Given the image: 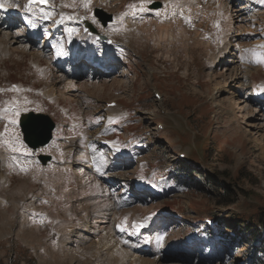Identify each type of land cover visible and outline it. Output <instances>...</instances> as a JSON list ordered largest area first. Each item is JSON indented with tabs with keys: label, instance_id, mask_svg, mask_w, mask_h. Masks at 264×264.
<instances>
[{
	"label": "rangeland",
	"instance_id": "rangeland-1",
	"mask_svg": "<svg viewBox=\"0 0 264 264\" xmlns=\"http://www.w3.org/2000/svg\"><path fill=\"white\" fill-rule=\"evenodd\" d=\"M0 2V264L261 262L264 233L247 226L264 211V64L253 57L264 53V0H51L67 26L52 33L33 10L34 36L25 16L6 15L25 0ZM97 7L113 15L106 26ZM84 29L99 40L75 55L104 57V71L70 58ZM99 35L112 39L107 56ZM241 97L255 134L237 120ZM17 111L53 119L48 145L26 147ZM114 146L131 157L113 159ZM39 153L53 160L41 166Z\"/></svg>",
	"mask_w": 264,
	"mask_h": 264
},
{
	"label": "water",
	"instance_id": "water-1",
	"mask_svg": "<svg viewBox=\"0 0 264 264\" xmlns=\"http://www.w3.org/2000/svg\"><path fill=\"white\" fill-rule=\"evenodd\" d=\"M148 7L159 9L161 2L155 1ZM94 16L98 18L103 26L112 20V14L99 8L94 9ZM18 123L23 142L32 150L43 147L50 141L54 122L48 115L32 111L22 113L19 116ZM38 159L42 165H45L51 158L49 155H39Z\"/></svg>",
	"mask_w": 264,
	"mask_h": 264
},
{
	"label": "bare ground",
	"instance_id": "bare-ground-1",
	"mask_svg": "<svg viewBox=\"0 0 264 264\" xmlns=\"http://www.w3.org/2000/svg\"><path fill=\"white\" fill-rule=\"evenodd\" d=\"M220 3H222V2H220ZM25 25H27L26 23H24ZM24 24H22V25H24ZM25 29H29V28H32L31 26H29V27H24ZM5 31H6V29H5ZM167 31V30H166ZM35 34V32L34 31H32V33L30 34V35H34ZM6 35V34H5ZM95 36H96V34L95 33H90V32H84V34L83 35H81V37H75V38H73V40L71 41V54H70V58L72 59V60H79L80 58H82V59H87V60H89V59H95V58H92V57H81V56H79V55H75V52H77L78 50H79V44H80V41H82L83 43H85V45H87V47H83L84 49H82V51H87V50H90V49H93L94 47H93V45L92 44H94V38H95ZM25 38V37H24ZM1 39V38H0ZM2 40H6V39H2ZM12 40V39H11ZM104 40H106V39H103L102 41H104ZM15 41V40H14ZM3 42V41H2ZM1 44V43H0ZM9 44V43H8ZM58 45H60V44H58ZM56 43H53L52 45H51V48H52V50L54 51V53H56V56L59 54V46H58ZM0 48H1V45H0ZM28 48V47H27ZM3 49V48H2ZM17 49V48H16ZM24 49H25V47H24ZM112 48H111V46L109 45L108 47H106V51L107 52H109L110 50H111ZM234 49V44L232 43V42H229L226 46H224L223 47V51H222V56H226L227 54H231V50H233ZM80 50H81V48H80ZM80 50H79V53H80ZM4 51V50H3ZM23 51V50H22ZM1 52H2V50H1ZM0 52V53H1ZM31 52V51H30ZM36 54V53H35ZM7 55V54H6ZM17 56V55H16ZM39 56V55H38ZM106 56H107V53H106ZM102 58V57H101ZM37 60V59H36ZM102 62V61H101ZM38 63V62H37ZM103 63V62H102ZM47 73V72H46ZM49 73V72H48ZM62 74V73H61ZM103 86H104V84H102L101 85V88H103ZM51 90V89H50ZM54 92V91H53ZM50 93H51V91H50ZM49 93V94H50ZM240 100H238V102L236 103V105H238L239 107H240V114H239V116L237 117V120H240V122L239 123H241V124H243V125H245V127H247L246 128V133L247 134H249V133H253V134H255V132L253 131V130H249L248 128H250V127H256V126H254V123L251 121V116L249 115V111H250V109H249V105H248V101L246 100V97H244V99L241 97V98H239ZM227 100H225V101H222V103H219V105L220 104H226L225 102H226ZM229 102H230V100H229ZM256 124V123H255ZM263 147V146H262ZM264 148V147H263ZM116 150V149H115ZM75 163V162H74ZM78 178H79V176H77ZM112 206V205H111ZM112 208H113V206H112ZM99 216V215H98ZM92 217V216H91ZM102 218V217H101ZM90 220V219H89ZM88 220V221H89ZM85 222L84 224H83V226H81V227H77L76 229H78V230H86L88 227H89V222ZM93 221V220H92ZM94 223V222H93ZM87 227V228H86ZM76 229L74 230V231H76ZM77 234V232H74V234L73 235H76ZM72 234H70V236H71ZM68 238V237H67ZM71 241V240H70ZM70 241H68L67 243H70ZM139 263V262H138Z\"/></svg>",
	"mask_w": 264,
	"mask_h": 264
},
{
	"label": "snow or ice",
	"instance_id": "snow-or-ice-1",
	"mask_svg": "<svg viewBox=\"0 0 264 264\" xmlns=\"http://www.w3.org/2000/svg\"><path fill=\"white\" fill-rule=\"evenodd\" d=\"M48 2H49V0H29V4H40V5H46V4H48ZM5 6V4L4 3H2V2H0V8H2V7H4ZM12 7H17L18 5H16V4H12L11 5ZM28 6L27 5H25V8H27ZM128 7L129 8H131V9H133V10H135V5H128ZM140 10L141 11H143L144 9H143V7H141L140 8ZM48 17L47 16H45V19H47ZM260 47H262V48H264V45H261ZM253 57H254V60H255V62L256 63H258V64H264V53H257V52H255L254 50H253ZM9 111V109L8 108H5V109H0V112H8ZM17 116L19 115V112L17 111L16 113H15ZM16 120L15 119H11L10 118V123L11 124H16ZM4 131L5 132H10V129L7 127V125L5 126V129H4ZM0 135H3L2 133H0ZM5 143L6 144H8V141H5ZM9 146H11V145H9ZM20 149L19 148H16V147H13L12 148V151H19ZM21 171H25V169H23V168H21ZM46 203V202H45ZM148 218L146 217L145 218V220H147ZM133 227H135L137 230H139L141 227H144V223H140V224H133ZM163 239V237L161 236V237H157V240L159 241V240H162Z\"/></svg>",
	"mask_w": 264,
	"mask_h": 264
},
{
	"label": "trees",
	"instance_id": "trees-1",
	"mask_svg": "<svg viewBox=\"0 0 264 264\" xmlns=\"http://www.w3.org/2000/svg\"><path fill=\"white\" fill-rule=\"evenodd\" d=\"M192 156L196 157L195 154H193ZM249 220H250V224L247 227H249V230L251 232L258 233V231H262L264 233V211L260 210V208L255 209L252 212V216ZM221 230H223V228H221ZM263 237H264V235H263ZM261 240L264 242V239H261ZM244 243L248 244L247 242H244ZM261 248H262L261 252L264 254V245L261 246ZM255 249H257L256 251H259L257 247H254V250ZM259 259H260V257L255 258V260H258V261H255V264H258L260 262ZM260 263L264 264V256L261 257Z\"/></svg>",
	"mask_w": 264,
	"mask_h": 264
}]
</instances>
